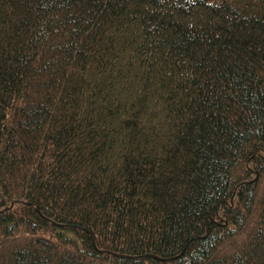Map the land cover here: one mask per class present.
<instances>
[{"label": "trees", "instance_id": "obj_1", "mask_svg": "<svg viewBox=\"0 0 264 264\" xmlns=\"http://www.w3.org/2000/svg\"><path fill=\"white\" fill-rule=\"evenodd\" d=\"M0 264H264V0H0Z\"/></svg>", "mask_w": 264, "mask_h": 264}]
</instances>
